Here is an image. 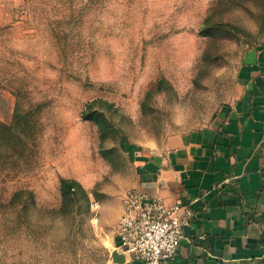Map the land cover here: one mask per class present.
<instances>
[{
	"label": "rangeland",
	"instance_id": "374dc122",
	"mask_svg": "<svg viewBox=\"0 0 264 264\" xmlns=\"http://www.w3.org/2000/svg\"><path fill=\"white\" fill-rule=\"evenodd\" d=\"M258 51L264 0H0V264L101 261L135 154L210 123Z\"/></svg>",
	"mask_w": 264,
	"mask_h": 264
},
{
	"label": "crops",
	"instance_id": "0c3cea01",
	"mask_svg": "<svg viewBox=\"0 0 264 264\" xmlns=\"http://www.w3.org/2000/svg\"><path fill=\"white\" fill-rule=\"evenodd\" d=\"M263 55H247L236 98L210 123L134 156L131 189L194 212L168 264H264ZM123 197L112 209L113 223L122 214ZM115 245L116 235L95 264H143L126 257L114 261Z\"/></svg>",
	"mask_w": 264,
	"mask_h": 264
},
{
	"label": "built area",
	"instance_id": "2783aa9c",
	"mask_svg": "<svg viewBox=\"0 0 264 264\" xmlns=\"http://www.w3.org/2000/svg\"><path fill=\"white\" fill-rule=\"evenodd\" d=\"M193 216L186 204L167 205L145 191L130 189L123 197L115 248L124 257L143 264H168Z\"/></svg>",
	"mask_w": 264,
	"mask_h": 264
},
{
	"label": "water",
	"instance_id": "95a60500",
	"mask_svg": "<svg viewBox=\"0 0 264 264\" xmlns=\"http://www.w3.org/2000/svg\"><path fill=\"white\" fill-rule=\"evenodd\" d=\"M111 256L113 260L117 262H123L125 259L124 255L121 252H119L117 249H114L112 251Z\"/></svg>",
	"mask_w": 264,
	"mask_h": 264
}]
</instances>
